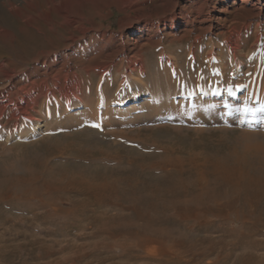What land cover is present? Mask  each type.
<instances>
[{
  "label": "rangeland",
  "instance_id": "rangeland-1",
  "mask_svg": "<svg viewBox=\"0 0 264 264\" xmlns=\"http://www.w3.org/2000/svg\"><path fill=\"white\" fill-rule=\"evenodd\" d=\"M129 1L73 0L85 33L61 0L48 18L46 0L0 7V64L16 69H0V180L20 179L0 198V264H264L263 227L221 248L243 221H199L191 203L235 149L264 160V0Z\"/></svg>",
  "mask_w": 264,
  "mask_h": 264
},
{
  "label": "bare ground",
  "instance_id": "bare-ground-1",
  "mask_svg": "<svg viewBox=\"0 0 264 264\" xmlns=\"http://www.w3.org/2000/svg\"><path fill=\"white\" fill-rule=\"evenodd\" d=\"M3 1H5V2L4 3L0 2V7L8 9L12 13L15 11H17V13L20 12L21 7L24 5L26 7V5L34 4L32 2V0H3ZM52 1L53 0H46L47 3L45 5V7L40 11V14L43 13V14L47 15V18L49 17L50 12L53 11V7L55 5L54 2H52ZM130 1L136 2L138 0H130ZM224 1H229V0H224ZM243 1L249 2L250 0H243ZM37 2L38 1H36V3ZM74 4H75V2H73V0H61V2L59 3L57 8H59V12L65 17V22L69 23L71 26L76 25V24L79 25L78 27H80L81 30H83V32L85 33V32H87V29H85L86 28L85 22L84 21L78 22L71 16V7ZM127 4H128V2H127ZM43 5H44V3H43ZM38 7H39V5H38ZM32 9H33V7H32ZM180 9H181V7L178 6L172 12L171 20H170V22H165V26H167L169 28H175L176 27V25L180 21L178 15H177V11L179 12ZM55 10L57 11V9H55ZM55 10H54V12H55ZM21 12L23 13L24 11H21ZM17 13H15V14H17ZM30 14H32V13H30ZM35 14H36V12H35ZM37 14H36V16H37ZM13 15H14V13H13ZM21 17H22V15H21ZM33 17H35V16H29L28 21H29V19L33 20L32 19ZM137 21L141 22L143 24H146V22H147L144 18H140ZM27 23H29V22H27ZM141 29H142V27H138V29L134 33H132L131 36L134 37V36L138 35L139 31ZM76 39H77L76 37L72 36L71 38H69V41L74 42ZM48 54L49 53H46V54L41 53L39 56H42V55L44 56V55H48ZM36 60L38 61V58H35V61ZM0 69H5L3 71V76L5 78L12 77L14 74H16V69L10 68L9 65H6L5 63L0 64ZM10 79H13V78H10ZM33 84L36 85L35 82H33ZM21 87H22L21 90H23L24 87L23 86H21ZM67 93H69V91H67ZM7 94H9V93H7ZM36 95H37V93H32V94L29 93V94L25 95L26 96L25 99L32 98ZM144 100H145V96L143 95V93H140V94L135 95L132 98H130L124 104V106H133V108H138L139 105L144 102ZM27 102H28V100H27ZM4 107H8V103H4ZM27 112L28 111L21 109V114H19V115L27 116L28 115ZM30 120L33 121L34 119H30ZM40 128H41L40 125H33L30 127V130L28 133L29 134H37L40 132ZM244 133H246V135L252 134L249 132H244ZM261 148H262L261 146L256 145V144H250L248 146L244 145V147L241 148V150L235 149L233 151V153L228 158H226L222 161L220 159V161H218V163H216L217 166L214 167V171H215L214 172L215 173L214 178L210 182H207V183L205 182V184L201 187V192L197 196L192 198V200H191V203H193L195 205H197V204L203 205V208H205V209L202 208L201 209L202 213H198L196 216L197 220H199V221L206 220L205 218H208L209 215H213V214L216 216H219V218H221L223 221H229L230 212H233L236 216H238L243 221L242 222L243 225H241V228L239 230L233 229V230H225L224 231L223 235L228 236L229 238H231V240L229 242H226L224 238L218 240L217 242L219 244H221V246H222L221 248L228 249V246H231L232 248L235 249L238 246V244H240V245H239V248L236 250H239L241 248H247L245 245L246 241L241 242V243H237L240 241L239 240V239H241L240 237L249 239L253 235L252 234L253 232H258L260 230V227H263V229H264V179H263V173H261V171H259L258 168L256 167L257 163H259V164L261 163L263 165L262 168L264 169V160L260 161V160H257L258 158L254 157V156H256L255 155L256 152H259L261 150ZM232 164L234 166L231 169L232 171H230V172H226V171H223L221 169L223 167L230 169V165H232ZM240 166L243 167L244 171H242L240 169ZM235 168H239L240 172H239V169L234 170ZM173 178L175 180H177L176 179L177 176H174ZM18 180H20V179H11L10 177L3 178V180H0V198L3 197L4 195H6L8 191L10 192V190H12V189H14L17 192L18 191ZM168 188L172 189V186L171 187L169 186ZM159 194H160V191H158L155 196H158ZM174 203H175V201H169L167 205H169V207L171 208L174 205ZM150 204H151V206H149V209L151 208L154 212H156V214L161 213L159 211V210H161V208H159L158 206H156L152 203H150ZM217 205H220V208H214ZM167 208H168V206H167ZM140 218H143V219L147 218L145 221L146 224L152 225V226L155 224H159V222H160L159 218H153L152 219L151 217H147L145 212L141 213ZM250 219H251V222L249 223V225H247V222H249L248 220H250ZM172 226L175 227L174 225H172ZM173 227H170V228L174 229ZM157 233H158V231H156V234ZM165 233L170 235V234H173V231L172 230L171 231H165ZM170 236H172V235H170ZM263 249H264V247H263Z\"/></svg>",
  "mask_w": 264,
  "mask_h": 264
},
{
  "label": "snow or ice",
  "instance_id": "snow-or-ice-1",
  "mask_svg": "<svg viewBox=\"0 0 264 264\" xmlns=\"http://www.w3.org/2000/svg\"><path fill=\"white\" fill-rule=\"evenodd\" d=\"M246 111H248L250 114H254L251 109H248ZM260 111H264V108L260 109Z\"/></svg>",
  "mask_w": 264,
  "mask_h": 264
}]
</instances>
